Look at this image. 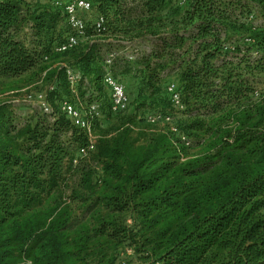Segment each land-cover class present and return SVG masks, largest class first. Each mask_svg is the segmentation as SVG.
<instances>
[{
	"label": "trees",
	"instance_id": "1",
	"mask_svg": "<svg viewBox=\"0 0 264 264\" xmlns=\"http://www.w3.org/2000/svg\"><path fill=\"white\" fill-rule=\"evenodd\" d=\"M178 1L189 3L176 18L171 0H91L99 33L151 37L153 50L135 111L93 129L87 155L85 132L61 110L16 125L0 100V264H264V94H253L264 24L238 20L241 0ZM250 1L264 18V0ZM62 21L54 2L0 0V84L41 80L53 85L47 101L99 102L100 48L86 28L87 40L54 52ZM61 63L81 75L76 95ZM174 75L179 111L166 89ZM175 112L177 132L148 120ZM193 143L201 151L188 156Z\"/></svg>",
	"mask_w": 264,
	"mask_h": 264
},
{
	"label": "built area",
	"instance_id": "2",
	"mask_svg": "<svg viewBox=\"0 0 264 264\" xmlns=\"http://www.w3.org/2000/svg\"><path fill=\"white\" fill-rule=\"evenodd\" d=\"M184 1V0H182ZM55 5L61 7L62 15L64 20L69 27V32L64 37V39L54 47V52L63 53L71 48L76 47L81 42L88 39L86 34L87 24L83 18V13L88 12L93 8L91 0H55ZM242 5L248 6L244 8V11H238L237 18L240 22L250 24L252 28L260 27L264 24V18L261 17L259 13L258 5L250 0H241ZM105 19L102 15L97 14L96 19L92 25L93 30L96 32H101L104 30ZM28 30V28H26ZM223 36V33H222ZM243 41H251L249 38L245 37ZM225 49H233L231 42H227L224 46ZM138 48L134 47L129 52L124 53V56L128 60H133L138 55ZM240 53H243V49ZM119 56V52H113L103 61L102 72H103V84L110 90V110L112 113H124L127 111L129 106V99L125 92L124 85L115 77L111 71V66L114 60ZM257 57V53H252V58ZM48 60V56L44 57ZM55 63L54 65H57ZM65 69L66 81L69 85L72 93L76 95V86L81 80V75L78 70L72 69L66 66L65 63H61ZM84 83H87V79L83 78ZM53 89V85H49L45 91L30 92L27 91L20 98H15V102H23L26 104H32L34 107L38 108L43 114L47 115L48 119L52 121L54 119V111L52 106L47 101V91ZM166 89L170 94V101L172 107L176 110L184 109L181 102L180 92L176 89V84L174 82H169L166 85ZM254 96L256 97L259 93L257 90L254 91ZM61 112L70 120L71 124L78 127L85 132L87 136V142L85 145L79 148L78 153L81 157L87 155L89 151L95 148V143L97 139V134L93 130L92 120L101 117L100 103L97 100L83 101L79 97H75L73 102L64 100L60 106ZM173 119L172 115L161 116L159 114H153L148 116L150 122H156L161 120L168 124V128L171 132H177V127L171 124ZM181 143L184 145H190V139L179 134ZM176 143V142H174ZM76 159H74V163ZM264 210V208H263Z\"/></svg>",
	"mask_w": 264,
	"mask_h": 264
},
{
	"label": "rangeland",
	"instance_id": "3",
	"mask_svg": "<svg viewBox=\"0 0 264 264\" xmlns=\"http://www.w3.org/2000/svg\"><path fill=\"white\" fill-rule=\"evenodd\" d=\"M28 1H40L42 3L45 2H54L55 0H28ZM190 1V0H188ZM178 0H171L170 2V9L175 10L176 8H179L180 11L178 14L175 15L176 18H178L181 15V12L185 10L188 6V3L185 4H178ZM169 8V7H168ZM168 8L166 10H168ZM97 12L95 11L94 7L89 10L88 12L83 13V18L86 21L87 24V30L90 32L91 36L89 38V41H94L100 48L102 59L108 57L113 52H119V56L114 60L111 71L115 77L119 79V81L124 85L125 92L129 99V106L126 112L114 114L109 111V103H110V90L106 88V95L104 94L103 97L99 98V103L101 106V110L103 114L101 113V117L98 118V120L92 121V127L95 131H98V127L106 128L108 125H113L118 123L120 117L126 116L130 113H133L135 110L136 105V97H137V87L139 85L140 81V68L143 66V59L145 57H149L151 54V51L153 50V41L151 37H136V38H129L124 37L120 35H115L111 31L109 32H103V33H92V25L96 19ZM228 14V11H227ZM60 30L63 33V37L67 35L69 32V27L65 21L60 22ZM84 42V41H83ZM81 42V43H83ZM137 47L138 55L133 60H128L125 58L124 53L129 52L132 48ZM55 54L52 52L49 54L48 60L43 59V63L50 64L52 61H56L58 59H53L52 55ZM61 60V59H60ZM56 63V62H55ZM260 70V69H258ZM256 71L255 77H256V83H255V89L258 91L259 95L264 94V71ZM173 81L174 83H177L175 75L170 77L168 81ZM46 90V83L38 80L37 82L33 83H26L23 82L22 79H10V80H4L0 84V100L6 102L12 112V118L16 125H22L29 120L33 119L36 115H42V112L34 107L32 104H26L23 102H15V98H20L24 95L25 92H36V91H45ZM105 91V88H104ZM65 99V98H64ZM48 103L54 107L57 111L60 110V101H50L48 99ZM147 115V114H146ZM181 114L179 112H175L173 115V119L171 121V124L175 125L176 121L181 119ZM166 122L163 121H157V126L160 128H164L166 126ZM168 126V125H167ZM201 151V148L197 143H193L191 147L187 149V155L192 156ZM74 157H78L77 154H75ZM132 251L130 249H126L123 253L120 255V259L126 261L131 258Z\"/></svg>",
	"mask_w": 264,
	"mask_h": 264
}]
</instances>
